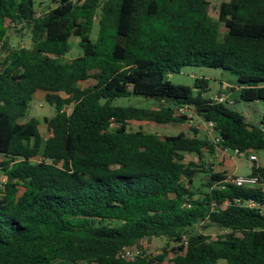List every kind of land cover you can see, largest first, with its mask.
<instances>
[{"label":"trees","instance_id":"1","mask_svg":"<svg viewBox=\"0 0 264 264\" xmlns=\"http://www.w3.org/2000/svg\"><path fill=\"white\" fill-rule=\"evenodd\" d=\"M51 1L0 0V264H264V166L253 163L251 186L204 162L219 150L264 157V116L234 108L264 102V0L224 2L216 20L210 0ZM14 29L30 48L11 46ZM73 37L83 55L68 59ZM186 67L223 70L216 95L235 104L206 78L174 84ZM39 93L56 116L21 122ZM131 96L161 105H114ZM180 107L220 141L129 128L185 124ZM154 238L169 243L160 255L121 256Z\"/></svg>","mask_w":264,"mask_h":264},{"label":"rangeland","instance_id":"2","mask_svg":"<svg viewBox=\"0 0 264 264\" xmlns=\"http://www.w3.org/2000/svg\"><path fill=\"white\" fill-rule=\"evenodd\" d=\"M231 0H210L209 6V14L213 19L219 18L220 7L222 3L229 2ZM38 6L42 3V6L38 7L39 10H47L49 7H53L54 3L51 0H37ZM99 22L96 21L94 25V29L92 32V40L97 41L99 36ZM223 32L225 31V27L222 26ZM10 44L12 47H26L30 48L32 46L31 36L28 32L18 33L15 29L9 31ZM72 51L68 55V59H75L83 55V50L80 47V38L73 37L71 39ZM225 72L221 69H213L206 67H186L183 69L181 73L171 74L170 80L176 85H189L192 86L195 82L196 78H206L211 81V92L210 94L216 95L220 89L223 87L220 85V81L224 78ZM91 82L81 83L82 87H86ZM44 93H39L37 97L30 103V108L28 111V115L21 120V122L25 123L29 121L31 118H39L43 120L44 118H52L56 116L57 109L55 106L48 104L44 100ZM115 106H139L143 108L156 109L159 108L161 103L152 98H146L143 96H131L128 98H118L114 102ZM234 108L246 114L253 121L260 120L264 116V102H244L239 101L235 104ZM189 119L185 124L179 125H168V124H156L152 122H132L130 123L129 128L132 131L143 130L150 134H157L160 136H176L180 133H186L188 135L193 136L194 130L200 132L201 138L208 139L213 141V136L215 131L206 126L205 122L201 121L193 111H190L188 115H186ZM41 131L44 136L48 137V130L44 124L41 125ZM261 154H264L262 152ZM260 164L264 166V157L259 156ZM232 160L237 161L238 171L237 173L245 174L250 169V157L244 156L239 157L233 151H230L229 154L224 153L219 150V153L216 154H205L204 162L207 165H214V169L216 171H227L226 167L231 169L234 168L232 166ZM198 162V158L194 155H187V162ZM233 170V169H232ZM202 176V175H201ZM206 179V178H205ZM206 181V180H205ZM6 179L0 173V185L4 184ZM213 237H217L219 232L216 228H212L209 231ZM168 241L166 239L154 238L151 241L143 240L140 242L139 246L131 247L128 249L131 255H136V253L140 250L146 251L149 254L160 255L163 250L167 247ZM174 244H171L173 246ZM171 249V248H170ZM172 257V255H171ZM219 264H228L226 261H220Z\"/></svg>","mask_w":264,"mask_h":264},{"label":"built area","instance_id":"3","mask_svg":"<svg viewBox=\"0 0 264 264\" xmlns=\"http://www.w3.org/2000/svg\"><path fill=\"white\" fill-rule=\"evenodd\" d=\"M216 101L220 102V103H229V105H234L235 101L233 99L230 98V95H228V93L225 91L219 95H216L214 98ZM192 111L190 110L188 107H180L177 110V114L178 115H188V113ZM199 118V117H198ZM200 119V118H199ZM203 121V120H201ZM205 122V121H203ZM206 126L213 129L214 130V124L213 123H207L205 122ZM220 141V139L218 138V136L214 133L213 136V142L218 143ZM226 154H229V150L223 151ZM236 155L240 156L243 155L241 154L238 150L233 151ZM250 161L252 163H260V159L258 158V156L256 154H250ZM236 182L238 184H246V185H251V186H256L259 184V178L258 177H254L252 175H248V176H237ZM1 187V186H0ZM250 206L256 207L257 204H255L254 202H250ZM228 231H223L222 233H227ZM131 247H127L124 248V250L121 252V256L125 259L128 260H133L135 257H137L139 254H141V250L139 249V251L136 253V255H131L128 251V249Z\"/></svg>","mask_w":264,"mask_h":264},{"label":"crops","instance_id":"4","mask_svg":"<svg viewBox=\"0 0 264 264\" xmlns=\"http://www.w3.org/2000/svg\"><path fill=\"white\" fill-rule=\"evenodd\" d=\"M229 83V81H225V85L223 86L224 88L227 86V85H229L228 84ZM217 153H219V151L217 152ZM239 157H244V155H240ZM258 158H259V156H258ZM260 158H261V156H260ZM232 162V166H234V168H231V169H229V168H227L226 167V169H227V171H225V172H227L230 176H248V175H251V173H252V166H253V163L250 161L249 162V164H250V169H249V171L248 172H246L245 174H241V173H237V171H238V167H237V161H235V160H232L231 161ZM263 166V165H262ZM233 169V170H232Z\"/></svg>","mask_w":264,"mask_h":264}]
</instances>
